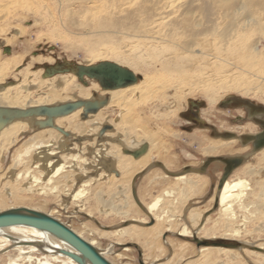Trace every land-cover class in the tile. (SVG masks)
<instances>
[{
	"label": "bare ground",
	"instance_id": "1",
	"mask_svg": "<svg viewBox=\"0 0 264 264\" xmlns=\"http://www.w3.org/2000/svg\"><path fill=\"white\" fill-rule=\"evenodd\" d=\"M67 6L75 14L88 13L93 16L98 14L97 18L88 19L89 24L85 25L88 26L84 35L91 34L93 39L90 41L83 37L80 43L90 61L107 57L119 60L124 65L112 63L124 66L123 68L125 65L142 67L146 75L138 81L134 72L125 68L136 77L134 83L116 89H102L92 79L87 80L88 78L84 77L82 81H79L70 71L47 76L50 78L43 75L44 78H41V70L30 71L31 63L41 61L40 57H36L34 61L32 60L33 62L18 70L16 75L20 77V80L12 81L7 78V73L21 66L23 56L13 58L11 55L2 58L3 63L0 64V197L6 196L12 205L16 206L2 207L0 213L11 209L32 208L26 204L35 200V195H39L43 196L44 204L47 200L53 199L59 208L70 201L77 208L74 213L84 211V214L92 219L97 206L106 207L103 188L109 181L105 183L102 181L104 184H100V181L108 175V177L113 174L126 176L133 172L136 173L134 175L136 181L138 173L142 172L147 165L143 159L151 156L153 149L157 147L158 140L155 138L158 137L159 130L156 129L153 135L150 131L149 141L147 134L143 131L146 123H141L140 120L144 117L143 120L147 122L149 115L152 117L155 115L161 119L171 117L167 114L168 112L164 113V116L157 113L165 97L155 92L171 91L172 97L169 96V98L171 97V101L175 104L182 96L181 86H184L187 81H195V78L207 68H211L212 71L214 68L223 69L225 64L230 63L237 66L236 68H244L264 76V0H71ZM82 22L85 23V20ZM116 35L121 37L117 39ZM128 36L134 40L124 45L127 49L123 50L117 42L130 39ZM135 41H138L142 48L138 49V45L132 46L131 44ZM7 42L5 40V44ZM98 46L104 47L108 56L97 49ZM43 62L51 63L52 60L46 59ZM159 82L161 84L158 86ZM198 83L202 85L193 89H200L209 104L219 100L220 91L225 93L239 89L236 87L239 82L219 85L217 82L205 80ZM258 86L257 88L264 95V79ZM193 89L189 88V93L194 92ZM249 90L246 88L241 93L247 95L250 93ZM189 104L192 107H198V105ZM107 107L117 108L124 116L120 114L119 121L112 125L110 120L105 121L100 114L102 109ZM242 107L246 110L244 106ZM134 109H139L138 111L142 113L146 109L147 111L138 115L137 110L134 111ZM254 133H257V127L252 126L247 130V135ZM168 135L172 141L176 139V135H172L170 131ZM172 141L168 143V147L164 148L171 155L175 144ZM235 146L236 140H220L210 142L208 146L200 149L202 156L205 157L200 166L204 170H206V167H203L205 160L219 158L213 154L229 153L224 158H220L224 165L220 178L231 159L240 158L243 163L248 158L256 163V166L244 167L241 170H236L239 166L234 168L235 170L232 169L220 188H218L219 178L217 191L213 197L221 220L225 222L223 225L221 223L206 225L207 218L204 215L202 218L204 220L197 225L198 228L194 229L201 214L188 209L186 217L191 225L188 227L184 222L177 227L173 223L177 219L176 215L168 213L167 207L162 208L163 205L160 207L163 197L155 198L143 206L147 217H139L127 192L129 182L126 183L128 185L126 189L118 190L117 188L112 191L108 189L110 192L108 199L111 203L108 209L110 213L121 216V220L119 225L111 227L112 231L101 233L114 243L113 246L109 245L107 250L100 249L93 240L86 238L80 231L70 228L66 222L63 224L92 245L111 264H115L110 260L111 255L115 254V251L111 249L122 246L121 251H129L132 246L130 243L137 244L135 247L138 251L141 250L139 252L141 264H147L146 259L151 256L154 259L152 264H163L157 262L161 259L160 255L152 251L155 248L162 255L158 237L163 233L174 232L180 239L196 238L206 241L209 239L208 245L197 247L199 259L204 258L205 264L214 252L227 256V262L225 263L224 259L223 264H242L237 261L236 256L231 260L227 252L248 251L246 247L248 242H240V245L235 248H226L219 246L215 239L217 231H222L219 237L227 240L223 241L226 243L231 242L227 239L229 237L242 236L241 228H229L230 222L236 219L235 206L237 210L250 214V216L241 217L242 220L247 221L248 217H256L257 220L264 218V193L262 192L264 148L251 153L250 145L241 150H234ZM85 151L95 160L91 166L88 160L81 157ZM90 167L94 168L92 173ZM161 168L166 169L163 165ZM198 169H194V172L189 170L188 174L179 172L172 174L169 171L168 173L171 174H168L165 170V176L171 177L177 184H189L190 187L193 185V191H196L199 184L203 182L198 178L201 173ZM240 175L247 177V180L239 178ZM112 184L113 181L109 182V185ZM74 185L79 186L74 190ZM173 190L180 196L184 192L182 187ZM170 193L166 192L164 196ZM114 196L119 197L118 204L112 201ZM249 196L256 198L254 201L250 199L245 204L244 201ZM132 198L138 205L136 196L133 195ZM89 201H92V204H89ZM31 210L41 211L36 206ZM250 210L255 211L256 215L253 216ZM44 214L60 221L52 212ZM129 222H135L140 226L150 222V226L145 230L134 224L128 225ZM122 224L127 225L122 227ZM138 244L141 248H138ZM172 246L173 250L178 248L175 244ZM179 247L184 248V246ZM249 248L253 249L252 254L256 256L253 263L263 264L258 261L264 259V254L261 253L264 250L262 244ZM64 252L80 256L66 242L44 230L19 225L0 227V264H78ZM119 255L117 253V257ZM213 262L217 263L212 258L208 260L209 264ZM84 264L89 263L86 261Z\"/></svg>",
	"mask_w": 264,
	"mask_h": 264
},
{
	"label": "rangeland",
	"instance_id": "2",
	"mask_svg": "<svg viewBox=\"0 0 264 264\" xmlns=\"http://www.w3.org/2000/svg\"><path fill=\"white\" fill-rule=\"evenodd\" d=\"M69 2H71V0H0V64L3 63L2 58L6 56L13 55V58H16L20 55L23 56L21 66L17 67L14 70L8 71V79L12 81L20 80V77L16 75L18 73V70H21L24 66L28 65L30 62H33V59L36 57H40L41 61L31 63L32 66L30 68V71L35 72L41 70V78H44L43 67H52L56 64L60 65L63 63H73L78 65H96L101 61L117 62L118 64H122L119 60L116 61L107 57H105L107 59L101 58V60L95 59L94 61H90L89 56L86 55L82 50V45L80 43H82L83 37L89 39L90 41L93 39L91 34L84 35L88 26L85 25L89 24V22L87 21L88 19L97 18L98 14L94 16L88 13L75 14L70 10V7L67 6ZM97 6L99 5L97 4ZM83 20H85V23L82 22ZM120 37V35H116L117 39H119ZM128 38L131 39L130 36H128ZM130 39H126L125 41H122L120 43L117 42V45L121 46L123 50H126L127 47H124V45L129 44L134 40ZM5 40L8 41L7 44H5ZM131 45H138V49L142 48V45L138 41H135ZM7 48L9 49V51L8 53H5V49ZM97 49H100V51L104 52L105 56H108L104 47L98 46ZM46 59H51L52 62H43ZM225 65L226 67L224 68ZM225 65L223 66V69L214 68L213 71L211 70V68H207L208 70L206 69V72L203 71L199 77L195 78V81H187L184 86H181L182 96L175 104L171 101V91L160 90L159 93L155 92V94H159L160 96L165 97L164 102H162L163 105H161L162 107L160 106L161 108H158L157 113L161 114L160 116H164L163 114L168 112L167 114H170L171 117L168 119H161L159 117H156L155 115H153V117L149 115L147 122L146 120H143L144 117L140 118L141 123H146L144 125L145 129H143V131L147 134L149 141L150 134L152 133L153 135V132H156V129L159 130L158 132L160 135L155 138V140H158L156 141L158 144L157 147L153 149L151 156H146V158L143 159V161H145L148 166L146 165L144 167L145 169H143L142 172L138 173L136 181L134 180V175L136 174L135 172L131 173L132 175L128 174L126 176L119 175L118 173V175L113 174L111 177H108L109 175L105 176V179H102L100 181V184H104L108 181H113V184L109 185L108 182L105 187L103 186L104 188L101 187L104 190L103 197L105 198L104 204L106 205V207L104 206L101 208L100 205L99 207L97 206L95 209L96 211L94 210L93 212L92 219L87 217L84 214V211H81L82 213H74L77 211V208H75V205L71 204L70 201L67 204L64 203V205L59 208L58 204L53 199L47 200V202H45L44 204L43 196L35 195V200L27 203L26 206L32 208H34V206L39 207L41 210L40 212L43 213L52 212L53 215L60 220V222L64 224L66 222L70 226V228L80 231L86 238L93 240L100 249L104 250H107L109 248V245L113 246L114 243L110 238L102 236V231L103 234L106 233V231H112L113 229H111V227L119 225V222L121 220V216L110 213L108 209V206L111 204L110 199H108V196L110 194V192L108 191L117 190V188L118 190L126 189V186H128V182L129 190L127 192L131 198L132 203L135 205L134 207L137 210L136 214L139 217H147L145 216V207L143 206H146L155 198L163 197L161 200V202L163 201V203L160 202V207L163 205L162 208L167 207L168 213H173L176 215L175 218L177 219L173 221V223L177 227L179 224H182L184 222H186V225H188V227L191 225L187 221L186 217L188 209H191V211L194 210L195 213L197 212L201 214V218L198 220V223L193 227L194 229L198 228L197 225H199L201 221L204 220L202 219L204 218V215H206L205 218H207V220L205 219L206 225L211 226V224L214 223H221L223 225V223L225 222L221 220L218 207L216 206L213 197L217 191L218 180L221 176L224 166L221 161H214L209 163L206 167L205 172L199 173V175L198 173H195V175H198V178L203 181L199 184L196 191H193V185L190 187L189 184H177V182L174 181L171 177L165 176V170H167V173L169 171L171 173L179 172L181 174H188L191 170L192 172H194V169L200 168V166H202V162L205 159V157H203L201 154V148L208 146L210 142L228 140L222 138H214L211 135V130L207 129L206 127H201L202 124H208L212 126L216 132H231L235 134V136L246 135L247 130H249V128L252 126L254 128L257 127L258 131L259 127L255 125L251 119H249L250 117L244 108H234L233 106L223 108L220 107L219 104L227 97H237L245 99L253 105L264 107V95H262L259 88H257V86L261 84V81H263L264 76L259 75L253 71L245 70L244 68H236L237 66L235 67L232 63ZM125 68L130 70L132 73L134 72V75L138 78V81L144 78L146 75V72L142 67L139 68L133 65H125ZM147 77L149 78L150 75ZM240 79L243 80H241V83ZM205 80L206 82H217L219 85H229L231 83L238 82L240 84L238 83V86H236L239 88L238 90L225 93H222L220 91L219 100L214 104H209L200 89H193L202 85V83H198L199 81L203 82ZM85 82L87 83V85H89L87 81ZM160 84L161 82H159L158 86ZM246 85H248V87ZM189 88L193 89L194 92L189 93ZM246 88L250 89V93L247 95L241 93V91H244ZM169 96L171 97L169 98ZM189 103L195 104V106L198 105L199 109L196 110L198 116L197 121L202 124H198L197 121L192 120L193 116L192 112L190 111L194 108H191ZM138 110L139 109H134V111L138 112V115H142L147 111L146 109L142 113ZM148 113H150V111ZM100 114L105 118V121L110 120L112 125L119 121L120 114L124 116L122 111L118 110L117 108L111 107L102 109ZM259 117L264 120V116ZM155 123L158 125H156ZM167 130H169L172 135H176V139L174 141L170 139L168 135L169 131ZM137 133L140 134V132ZM177 136H179V138ZM169 140L175 143L172 148V155L169 153V151L164 149L168 147V143H171ZM231 140H236V146L234 150H241V148H244L240 145L238 139L235 138ZM228 154V152H223L219 154H213V156L224 158ZM81 157H83L82 159L88 160L87 162L90 163L89 166L92 165V162L95 163L94 158L90 156L87 151H85L84 155H82ZM252 161L247 158L239 167H237L238 169L236 170H241L242 168L248 166H256V163ZM160 165H163V167L166 169H162ZM90 169L92 173L94 168L90 167ZM186 169H190V171ZM234 170L232 172H234ZM192 176H194V174ZM239 178L247 180V177L243 175H240ZM133 180L135 183L134 186L132 183ZM78 186L79 185H74V190ZM183 186L187 187L188 189H185ZM177 187H182V190L185 189L183 190L184 192L182 191L183 193L181 194V196L174 193L175 191L173 189H176ZM166 192L171 193L167 196H164V193ZM262 192L264 193V188H262ZM133 195L136 196V199L139 202L138 205L134 202V199L132 198ZM0 198H2L0 208H14L13 206H16L12 205L11 201H9L6 196L2 195V197ZM254 198L251 196L247 197V199H245L244 201L245 204H247L250 199L254 201ZM112 201L118 204L119 197L114 196L112 198ZM89 204H92V201H89ZM105 212L109 214L107 215ZM250 212L252 211L250 210ZM234 213L236 219L230 222L231 224L229 223V228H241L243 234L239 237H229L227 239L229 242L231 241L236 244H239L240 242H248V245H246V247H248L247 250L249 252L233 251L227 253L229 254L231 260L234 256H236L237 261L242 262V264H254L253 260L256 259V256L252 254L253 249L249 247L260 246L262 244L264 248V218L261 217L262 219L257 220L256 217H248L249 219L247 221L246 219L242 220L243 216H250V214L239 209L237 210L236 206L234 207ZM251 214H253V216L256 215L255 211ZM148 223L149 224L140 226L135 222H129L128 225L134 224L140 226V228H145V230H147L150 226V222ZM126 225L127 224H122V227H126ZM99 226H101L102 228ZM221 233L222 231H217V237L215 239L216 242L227 241L225 239H221L222 237H219ZM158 242L163 251L162 255L158 253L155 248L153 249L152 253L160 255L161 259L157 261L159 263L185 264L187 262V264H205L204 258L202 260L199 259L197 246L191 239H180L175 235L174 232L163 233L162 235H160V237H158ZM130 244L132 246L129 251H121L122 246L113 247L111 250L115 251V254L111 255L110 260H112L115 264H141L139 261V252L141 250L138 251L137 247H135L137 244ZM133 244H135L134 248ZM171 244H175V246H178V248L173 250V246ZM139 246L140 245L138 244V248H141V246ZM179 246H184V248H180ZM117 253L120 254L118 257ZM261 253L264 254V250H262ZM212 255V257H208V260L212 258L213 261H216L217 263L213 262L211 264H223L224 259L225 263L227 262V256L223 253L214 252ZM208 260L207 264H209ZM153 261V256L146 259L147 264H152ZM258 261L264 264V259H260Z\"/></svg>",
	"mask_w": 264,
	"mask_h": 264
},
{
	"label": "water",
	"instance_id": "3",
	"mask_svg": "<svg viewBox=\"0 0 264 264\" xmlns=\"http://www.w3.org/2000/svg\"><path fill=\"white\" fill-rule=\"evenodd\" d=\"M8 51V48L5 49V53H8ZM68 71L74 73V75H76L79 81H82L84 77L96 81L102 89H116L120 87H125L130 83H134L136 78L127 69L112 62H100L96 65L91 66L76 65L73 63H63L52 67H45L43 75L47 77L52 74ZM232 106L234 108L244 106L250 117L249 119H251L252 122L260 128V131L254 134L235 136V134L231 132H216L215 129L208 124H202L200 122H198V124H202L203 126L201 125V127H206L207 129H210L212 132L211 135L214 138H222L228 140L236 138L239 140V143L242 147L250 145L251 153L257 152L261 148H264V120L258 117L254 118V116L256 115L264 116V107L253 106L247 100L237 97H227L220 104V107L223 108H228ZM190 107L192 108V105H190ZM221 160L222 159L220 158H209L204 161L203 167H207L208 164L211 162ZM241 164L242 159L240 158H234L229 160L227 168L224 169L222 177L220 178L218 188H220L222 183L226 180L230 171L236 168L237 166H240ZM186 170L189 171L190 169ZM198 172L202 173L205 172V170L200 167L198 169ZM12 225L29 226L35 229L44 230L52 234L56 238L63 240L80 254V256H77L72 253L64 252L66 255L70 256L73 260H75L78 264H84L86 261L89 264H111L110 262L105 260L92 245L80 238L66 225L42 212L26 208L11 209L1 212L0 227H7ZM192 241L196 244L197 247L206 246L209 244V241L199 240L196 238H193ZM218 243L219 246L226 248H235L236 246L240 245V243L236 244L234 242L226 243L222 241ZM213 245L217 244L213 243Z\"/></svg>",
	"mask_w": 264,
	"mask_h": 264
},
{
	"label": "flooded vegetation",
	"instance_id": "4",
	"mask_svg": "<svg viewBox=\"0 0 264 264\" xmlns=\"http://www.w3.org/2000/svg\"><path fill=\"white\" fill-rule=\"evenodd\" d=\"M194 108V107H193ZM197 109H199V107H196ZM196 108H194V109H191V111L190 112H192V120L193 121H197V118H198V116H197V113H196ZM241 108H243V107H241ZM256 116H258L259 117V115H256ZM260 118V117H259ZM260 119H262V118H260ZM263 120V119H262ZM197 123H198V121H197ZM260 131V129L258 128V131L257 132H259ZM220 133V132H219Z\"/></svg>",
	"mask_w": 264,
	"mask_h": 264
}]
</instances>
